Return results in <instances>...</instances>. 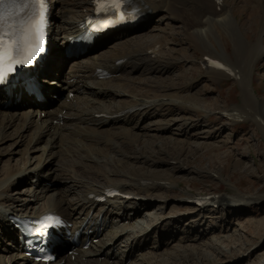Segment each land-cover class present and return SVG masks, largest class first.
Wrapping results in <instances>:
<instances>
[{"label": "bare ground", "instance_id": "6f19581e", "mask_svg": "<svg viewBox=\"0 0 264 264\" xmlns=\"http://www.w3.org/2000/svg\"><path fill=\"white\" fill-rule=\"evenodd\" d=\"M48 1L50 19L55 26L49 27L47 54L31 71L36 89H25L20 83L8 88L0 86V146L13 140L8 148H0L4 150L0 155H7L6 160L1 161L0 158V163L4 161L0 167V241L7 240L5 247L1 248L0 260L7 258L10 264H124L135 256V249L141 245H149L145 242V236L151 231L168 248L172 242L179 241L177 236L182 238L180 240H197L213 231L215 225L205 226L206 219L213 217L211 214L215 213L211 211L218 210L219 213L227 208L230 210L232 206L264 202V192L247 193L237 189L227 195L214 191L210 194L191 192L188 189L173 197L186 202L182 207L191 214V217H187L189 219L175 216L177 211L173 206L165 209L164 204H159L161 210L158 214L149 215L145 221H137L143 213L142 208L146 212L154 207L151 204L166 202L167 193L170 190L174 192L181 181L184 184L200 182V178L207 174L215 179L222 177L220 171L212 168L214 162L219 161L218 158L210 154L203 165L191 166L194 170L185 164L191 154L189 152L194 148L205 149L211 144L201 142L195 146L188 142L181 143L177 136L215 138L220 131L227 130V126L243 121H250L264 136L262 105L253 94V89L251 91L248 88L251 64L264 55L261 38L264 33V17L259 14L258 7L253 6L251 18L260 19L261 24L254 41L250 42L245 36L246 31L236 20L233 5L226 0H203L208 7H204L201 0H131L133 8L137 10V22L123 28L107 29L91 45L84 46L75 43V38L81 35L86 28V21L93 14V0H68V6L62 9H59L61 0ZM253 2L257 3L258 0ZM157 13H162L158 18L159 25L165 26L164 30H160L161 35L150 33L143 40L130 36L115 41L105 49L113 36L125 35L140 24L142 26L143 21L146 22L149 16ZM182 13L197 22L191 31L197 42L191 45L200 54L192 57L175 55L177 50L169 47L176 36H183L184 31L177 26ZM152 29L154 28L151 27L150 30ZM182 29L185 30V26ZM215 32L221 37L227 34L231 38V53L227 52L226 44L224 48L221 47L222 50L213 46ZM78 47L85 50L71 56L86 57L73 61L65 69L64 77L59 78L67 53ZM91 52L93 54H89ZM123 59V63H117ZM184 62H195L201 68L198 76L207 77L214 83L233 78L241 90L240 102L233 106H208L198 98H193L189 93L197 78L184 75L187 73L185 67H189ZM178 63L184 64L185 73L174 74L172 77L175 78L172 79L169 75L175 71ZM216 63L223 65V68L215 67ZM98 70L106 71L108 75L101 77ZM136 71H140L144 77L139 79L133 76ZM71 77L75 80L71 81ZM178 81L181 82L177 83ZM38 93L45 100H39ZM54 94L64 98L53 109L49 100ZM47 103L52 110L45 108ZM20 106L28 110L21 111ZM190 111L191 116H180L181 113ZM214 115L226 120L218 127L203 129L204 120H209ZM145 119L149 121L141 125ZM11 127H14L12 133L9 131ZM137 128L144 130V135L152 138L149 143L153 147L146 146L145 143L139 144V141L127 144L126 135L130 132L134 136L138 135L135 134ZM27 131L31 133L25 145L26 153L41 151L37 155L38 163L31 166L29 157L21 165H11L9 160L16 151L10 148L18 142L21 145ZM165 132L174 137L167 141L158 135ZM107 138L109 142L106 141ZM43 139L45 144L38 148L37 144ZM58 146L63 155H66L62 165H58L59 180L68 182V185L64 184L67 188L63 195L59 194V198L49 195L42 200V192L48 188L44 184L41 187L38 185L47 181L49 172L43 164L46 159L53 157L52 150ZM106 151L122 155V158L116 159L121 164H116V160ZM170 151L174 153L173 156L169 155ZM158 161L163 164L182 161L183 166L170 170V175L161 170L163 166L158 165ZM182 171L198 174L186 178L176 175ZM28 177L30 180L27 181ZM21 184L23 186L17 188ZM107 187L115 188L128 196L106 197ZM71 193L77 195L73 201L67 198ZM203 195L205 197H199ZM98 198L104 200L100 202ZM200 199L206 200V205L211 208L210 215L203 214L207 206L198 208L196 205V200ZM132 207L134 209L129 211ZM93 209L95 211L90 217ZM46 212L60 215L65 225L54 232V240L51 242L61 241V245L55 247V259L43 262L36 261L32 255L27 256V250L19 240L21 233L13 227L9 216L37 218ZM168 216L171 217L163 219ZM179 224L186 225L182 232ZM109 225L110 228L105 230ZM75 236L77 240L71 246ZM119 239L125 242L126 251L120 249L122 243L116 246ZM65 242L67 245L62 246ZM214 244L220 247L216 242ZM174 248L182 252L169 254L165 250L169 255L166 261V258L157 260L159 254L151 255L152 248L148 249L147 254H140V264L180 263L185 258L194 262L206 259L200 248L193 247L195 251L190 253L186 251L187 247L181 250L184 248L181 244ZM213 249L217 251L216 247ZM221 252L218 253L222 254ZM111 258L114 259L110 260Z\"/></svg>", "mask_w": 264, "mask_h": 264}, {"label": "rangeland", "instance_id": "374dc122", "mask_svg": "<svg viewBox=\"0 0 264 264\" xmlns=\"http://www.w3.org/2000/svg\"><path fill=\"white\" fill-rule=\"evenodd\" d=\"M226 1L228 2V4L233 5V10L236 15V20L238 24L241 26V28L244 31H246L245 36L247 37V39L250 42L254 41L259 30V24H261V20L258 18H251V13H252L251 11H253L254 7H258L260 10L259 14L264 17V0H258L259 3L253 2V0H226ZM67 2L68 0H61L59 9H62L63 7L64 8L67 7L68 6ZM201 4L204 7H208L206 3L203 2V0H201ZM58 14L61 15L60 13ZM161 15L162 13H157L154 14L153 16L151 15L146 20V22H143L142 26L140 24L135 29L129 30L125 35H119V37L113 36L111 41H109L105 45V49H107L106 46L114 43L115 41L118 42L130 36L131 37L135 36L136 39L143 40L147 38L146 35L148 36L150 33L152 34L157 33L161 35L162 31L160 30L165 29L164 24L159 25L158 23V18ZM179 20H180L179 24L185 26V30H184L182 29V26H180L179 24L177 25L180 30L184 31L182 32L183 36H176L173 39V41H171L173 44L169 45V47H172L173 49L177 50V53H175V55L184 54L192 57L200 54V51L191 45L193 42H197L196 37L193 36L191 33L192 29L195 28V26L197 25V22L193 20L191 17H188L187 14L185 15V13L180 14ZM151 27H153L154 29L150 30ZM52 28L55 29V27ZM262 36L263 37L261 38H263V44H264V33ZM212 44L218 50H222V48H224L226 44L228 53H231L233 49V42L227 34H224V36L222 35L221 37L219 34L215 32L213 34ZM135 47L141 48L140 46H135ZM195 52L196 54H194ZM89 54H93V53L91 52ZM80 58L82 57L74 58V59L71 58L64 64H67L70 60L74 61L75 59H80ZM184 63L185 65L189 66V67H185V69H187V73H185L183 70L184 64L182 65V63H178L179 65L180 64L181 65L180 66L178 65L179 66V67L177 66L178 69L175 68V71L171 75H169V77L171 78L174 74L181 75L185 73L184 75L189 78H193V77L197 78L194 83L195 84L194 88H192L191 92L189 93L193 98L194 97L195 99L198 98L197 100H200L203 104L208 106H212L214 104H220L222 106H233L240 102L241 90L239 85L237 84V82H235L233 78L223 79L219 82L214 83L212 80L207 79V77L200 78V76H198L201 73V68L195 62L193 63L184 62ZM209 72H212V70ZM132 75L139 79L144 77V75L142 76L140 71H136ZM60 76L64 77L63 74H61ZM174 78L175 77H172V79ZM180 82L181 81H178L177 83ZM248 88L251 91L253 89V94H255L256 99L260 101L262 105L261 110L264 120V55L259 57V59H256L251 64L250 79L248 80ZM61 98L57 97L56 94L53 98H50L49 101L50 103H52L51 106H54L53 109L59 104L58 102H60ZM20 107H21L20 108L21 111L26 112L28 110L25 107L22 106ZM45 108L47 110H52L48 108V103L45 105ZM191 113L192 111L185 113L183 112L180 114V116L183 117L191 116L192 115ZM215 115L211 117L209 120H204L203 129L208 130L209 128L218 127L220 126V123L222 124V122L226 120V119L224 120V118L220 116L218 117ZM24 119H26V116L24 117ZM235 120L236 119H234V121ZM148 121H149L148 119L147 120L145 119L141 123V125L147 123ZM13 129L14 127H11L9 131L12 133ZM226 129L227 130H225L224 132L220 131L215 138H210V139H202V138H196L190 136L184 137L182 135L177 136L178 140L181 143L188 142V144L191 143V145H195V146L200 145L201 142L203 143L207 142L205 144H211V146H208L205 149L198 148L197 150V148H194L195 150L189 152L191 154L187 157V161H185V164H188L189 167L193 165L201 166L204 163H206L207 160L206 158H208L210 154L211 156L218 158L219 161H215L212 168L216 171H220L222 177L220 179H215L207 174L204 175L203 178H200V182L184 184L181 181L180 185L174 189V192L170 190L167 193L168 196L165 198L167 200L166 202L163 203L155 202V204L154 203L151 204L154 205V207H150L149 211L146 212L144 211L145 208H142L141 211H143V213H141V218H139L137 221H145L146 217H148L149 215L154 216L158 214V211L161 210L159 204H164L165 209L173 206L174 210L177 211L175 216H178L179 218L183 216H185L183 217L184 219L189 217L191 214H188L187 210H185L184 207H182L183 204H185L186 202L182 200H178L180 198L177 199L173 197L178 195L179 193H184V190L187 191L188 189L191 190V192H202V193L210 194L211 192L214 191L221 194L227 193V195L232 194L237 189H239L241 192H247V193L262 194L264 192L263 134L250 121H243L242 123L237 122L234 125L227 126ZM30 133L31 131H27V134H25L24 138L21 141V145L18 142L17 145H13L10 148V149L14 148V150L16 151L15 153L12 154V158L9 160L11 165L16 163H19L21 165L26 160V158L29 157H30L29 160L31 159L32 161V162L30 161L31 166L38 163L37 155L40 154L41 151L26 153L25 145L30 139L29 137ZM144 133H146L144 130L140 131L138 130V128L136 129L135 132V134L138 135L134 136V133L130 132L129 135H126L125 137L127 144L128 143L130 144V142L139 141V144L145 143L146 146L153 147L152 145L150 146L149 143L150 142L149 140H151L152 138L144 135ZM158 135L167 139V141H169L171 137H174L170 135V133H166V132L164 134L158 133ZM161 139L162 138L160 137V140ZM108 140L109 139L107 138L106 141ZM12 141L13 140L6 141V143L1 145L0 148L2 146L8 148V144H10ZM44 142H45L44 139L39 141V143L37 144L38 148H41L42 145L45 144ZM115 145L117 146V144ZM100 147L101 146H99V148ZM189 148L192 149V147ZM1 151L4 150L1 149L0 152ZM106 152L109 153V151ZM170 153H171L169 154L170 156L174 155L172 151H170ZM109 154L110 156H112L111 158H114L115 160L117 158H122V155L117 154L115 152H111ZM52 155L53 157H50V159H46L47 162L45 161V163L43 164L44 168L48 169L49 171L46 176L47 181L45 183L41 182L38 185L39 187H41V185L44 184L46 188H48L47 191L45 190V192L44 191L42 192L43 195L42 200H45V198L49 195L55 197L58 196L57 198H59V194L63 195L65 192L64 190L67 188L66 185L64 186V184L68 185V182L63 181L64 182L63 183L62 181L59 180L60 179L59 166L62 165L63 159L65 158L66 155H63V152L59 148V146L52 150ZM0 156H1L0 157L1 161L6 160L7 158L6 153H1ZM43 157L45 156L43 155ZM120 160L123 161V159ZM221 161L222 163H220ZM3 163L4 161L0 163V167H2ZM119 163L121 164V161L116 160V164ZM182 163H183L182 161H175L173 163L163 164L161 161H158L157 164L163 166L162 168L160 167L162 171L164 170L168 174H170V170H176L177 166H183ZM137 164H139V162ZM190 169L193 168L191 167ZM196 173L197 172H195L194 174V173L182 171L181 173L179 172L176 173V175L186 178V177H195L197 176ZM28 180H30L29 177L27 181ZM224 180L226 181L224 183L227 184L223 183ZM22 186L23 184L19 185L17 188H20ZM67 198H69L70 201H73L74 198H77V195L71 193V195L69 194ZM62 204L65 205L64 202ZM134 208L133 207L130 208L129 211L133 210ZM212 208L215 209V207ZM228 209L229 208L224 210L222 209L223 211L222 212L220 211L219 213L218 210L211 211V208H208L207 211L206 210L203 211L204 216L210 215V211L215 212L214 214H211L213 215V217H209L206 219L207 222L205 223L206 224L205 226L210 227V225L213 224L216 227L213 231H210L209 234H207L206 236L204 235L202 238L198 237L199 239L197 238V240H192V239L187 240L185 238H184L185 240H180L182 238L177 236V239H179V241H174L171 243V245L168 246V248H165L164 244L161 243V240L158 235L156 234L153 235L154 233L153 231L147 233V236H145V242H147L149 245L147 246L141 245L139 248L135 249V256L132 258V260H129L124 264H140L141 263L140 254L142 253L147 254L149 252L148 249L151 248H152L150 253L151 255L159 254L157 260L160 258L164 260L166 258L164 260L166 261L167 258H169L167 252L169 254H174V252L177 251L182 252L174 248V246L178 244H181L184 247L181 250L187 247L189 250L187 249L186 251L189 253L195 251L194 250L195 248L193 247L200 248L202 250L204 257L207 260L204 259L205 261L200 260L198 262L197 261L194 262L191 259L185 258L184 261L183 260L179 261L180 263L173 261L172 264H264V202L257 204H248L239 207L232 206L230 210ZM160 221H163V219ZM178 226H180L179 230H181L182 232L183 227L185 228L186 225L179 224ZM192 233H190V235L194 234ZM139 238L142 237L139 236ZM5 241L4 242L0 241V256L2 255L1 248L5 247L4 245ZM215 242L217 245H220L219 247L220 249L214 244ZM119 243L123 244V246H121L120 249L126 251L127 247L124 246L125 242L124 243L121 242L120 239L117 240V244H116L117 247ZM213 247L217 248L216 249L217 253L214 251ZM220 251H222L221 252L222 254L218 253ZM113 259L114 258H111L110 260ZM0 264H10V262H7V258H5V260L3 261L2 259L0 260Z\"/></svg>", "mask_w": 264, "mask_h": 264}, {"label": "snow or ice", "instance_id": "6c2138e0", "mask_svg": "<svg viewBox=\"0 0 264 264\" xmlns=\"http://www.w3.org/2000/svg\"><path fill=\"white\" fill-rule=\"evenodd\" d=\"M122 2L93 0L98 11H118ZM21 12L23 15H19ZM46 12V0H0V83L6 82L17 66L32 65L44 51ZM215 67L223 68V65L216 63Z\"/></svg>", "mask_w": 264, "mask_h": 264}]
</instances>
